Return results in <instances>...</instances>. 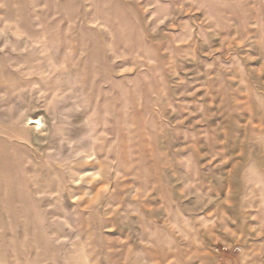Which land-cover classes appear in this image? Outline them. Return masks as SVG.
<instances>
[{
    "label": "rangeland",
    "instance_id": "obj_1",
    "mask_svg": "<svg viewBox=\"0 0 264 264\" xmlns=\"http://www.w3.org/2000/svg\"><path fill=\"white\" fill-rule=\"evenodd\" d=\"M0 264H264V0H0Z\"/></svg>",
    "mask_w": 264,
    "mask_h": 264
},
{
    "label": "bare ground",
    "instance_id": "obj_2",
    "mask_svg": "<svg viewBox=\"0 0 264 264\" xmlns=\"http://www.w3.org/2000/svg\"><path fill=\"white\" fill-rule=\"evenodd\" d=\"M37 123V120L36 119H33L32 121H31V124H36Z\"/></svg>",
    "mask_w": 264,
    "mask_h": 264
}]
</instances>
